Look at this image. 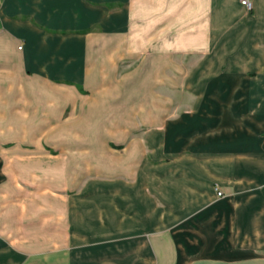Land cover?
<instances>
[{
    "label": "crops",
    "instance_id": "0c3cea01",
    "mask_svg": "<svg viewBox=\"0 0 264 264\" xmlns=\"http://www.w3.org/2000/svg\"><path fill=\"white\" fill-rule=\"evenodd\" d=\"M263 118L264 0H0V264H264Z\"/></svg>",
    "mask_w": 264,
    "mask_h": 264
},
{
    "label": "rangeland",
    "instance_id": "374dc122",
    "mask_svg": "<svg viewBox=\"0 0 264 264\" xmlns=\"http://www.w3.org/2000/svg\"><path fill=\"white\" fill-rule=\"evenodd\" d=\"M121 6V5H120ZM148 54V53H147ZM129 66H131V65H129ZM128 69H130V68H128ZM239 84H234L233 86L236 88L237 86H238ZM230 88V87H229ZM245 89L246 90H250V91H252V86L250 85V83H247L246 85H245ZM179 99V98H178ZM252 100V99H251ZM250 99H247L246 101L247 102H250L251 101ZM169 101H171V106H172V104H173V101H174V98L172 97V99L171 100H169ZM178 103H180L181 104V107H182V109H181V112L182 113H185L186 111H188V110H192V109H190V107H191V105L193 104V102L192 101H190V99L189 98H187V97H185L184 95L181 97V99L178 101V100H176ZM247 113H246V115H247V117H249L250 119H252L253 118V115L252 114H250L249 113V111H246ZM263 117V116H262ZM264 119V118H263ZM262 121H264V120H262ZM264 123V122H263ZM262 139H264V130L262 131ZM220 192V191H219ZM221 194H222V192H221Z\"/></svg>",
    "mask_w": 264,
    "mask_h": 264
},
{
    "label": "built area",
    "instance_id": "2783aa9c",
    "mask_svg": "<svg viewBox=\"0 0 264 264\" xmlns=\"http://www.w3.org/2000/svg\"><path fill=\"white\" fill-rule=\"evenodd\" d=\"M241 6H243L247 11H251L253 8V0H240ZM217 195L221 196V192L217 191Z\"/></svg>",
    "mask_w": 264,
    "mask_h": 264
},
{
    "label": "bare ground",
    "instance_id": "6f19581e",
    "mask_svg": "<svg viewBox=\"0 0 264 264\" xmlns=\"http://www.w3.org/2000/svg\"><path fill=\"white\" fill-rule=\"evenodd\" d=\"M216 235V234H215ZM176 245V244H175ZM183 260V259H182Z\"/></svg>",
    "mask_w": 264,
    "mask_h": 264
}]
</instances>
